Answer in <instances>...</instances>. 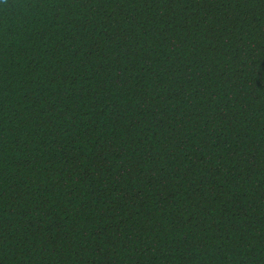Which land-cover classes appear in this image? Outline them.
<instances>
[{
	"label": "trees",
	"instance_id": "trees-1",
	"mask_svg": "<svg viewBox=\"0 0 264 264\" xmlns=\"http://www.w3.org/2000/svg\"><path fill=\"white\" fill-rule=\"evenodd\" d=\"M0 264H264V0H0Z\"/></svg>",
	"mask_w": 264,
	"mask_h": 264
}]
</instances>
